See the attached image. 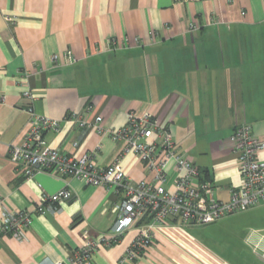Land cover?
Returning <instances> with one entry per match:
<instances>
[{"label": "crops", "instance_id": "0c3cea01", "mask_svg": "<svg viewBox=\"0 0 264 264\" xmlns=\"http://www.w3.org/2000/svg\"><path fill=\"white\" fill-rule=\"evenodd\" d=\"M122 37L129 46L111 50L109 40ZM66 50L72 64L62 59ZM25 91L36 114L60 122L58 131L44 133L47 144L75 158L96 150L100 167L117 158L121 146L94 131L81 135L63 118L100 116L104 128L119 129L129 112L151 115L170 130L177 154L194 164L196 180L226 202L241 183L229 136L247 124L264 142V0H0V201L8 211L32 213L44 195L67 188L73 196L54 212L33 214L23 241L0 233V264L67 263L84 232L93 241L109 237L117 197L73 178L23 177L9 149L28 129ZM257 159L264 163V148ZM120 165L133 182L149 178L132 154ZM252 209L264 211V203ZM136 233L129 228L100 245L85 264H118ZM134 264L264 259L252 249L212 253L184 229H165Z\"/></svg>", "mask_w": 264, "mask_h": 264}, {"label": "built area", "instance_id": "2783aa9c", "mask_svg": "<svg viewBox=\"0 0 264 264\" xmlns=\"http://www.w3.org/2000/svg\"><path fill=\"white\" fill-rule=\"evenodd\" d=\"M135 43L139 45L137 39ZM128 46L127 37L109 40L111 50ZM57 58L53 55L52 61L56 63ZM62 59L67 65L74 62L70 50L63 52ZM22 96L28 101L24 108L28 116V129L21 144L10 147L9 158L23 177L30 178L37 172H43L61 179L73 178L86 186L104 188L117 197L115 221L109 237L104 235L93 241L84 232L85 240L73 259L67 263L58 261L48 264H85L100 245L114 243L129 228L136 229L137 233L118 264H134L161 230L209 225L264 203V163L257 159V152L264 148V142L254 137L251 126L247 124L236 127L229 136L233 151L237 154L241 183L231 190L229 200L222 202L214 198L215 188L212 185L196 180L198 170L194 164L177 154L170 130L158 124L151 115L137 117L129 112L125 125L119 129L104 128L100 116L88 121L79 114L70 113L63 118L76 123L81 135L94 131L121 146L118 157L107 166L100 167L95 162L96 150L75 158L50 147L44 133L58 131L60 122L36 114L32 107L33 95L29 91L23 92ZM89 111L90 108L86 107L85 112ZM76 145L77 142H74L73 146ZM127 154L139 160L148 179L133 182L125 176L120 161ZM169 178L172 183L166 187ZM72 198V192L62 188L51 195H44L32 213L8 211L0 201V233L23 241L33 214L54 212L60 203ZM263 239L262 235L246 240L262 259Z\"/></svg>", "mask_w": 264, "mask_h": 264}, {"label": "rangeland", "instance_id": "374dc122", "mask_svg": "<svg viewBox=\"0 0 264 264\" xmlns=\"http://www.w3.org/2000/svg\"><path fill=\"white\" fill-rule=\"evenodd\" d=\"M184 230L212 253L247 252L251 250L247 238L264 233V211L247 210L209 225L189 226Z\"/></svg>", "mask_w": 264, "mask_h": 264}]
</instances>
